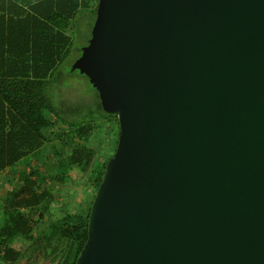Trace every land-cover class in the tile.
<instances>
[{
  "label": "water",
  "instance_id": "water-1",
  "mask_svg": "<svg viewBox=\"0 0 264 264\" xmlns=\"http://www.w3.org/2000/svg\"><path fill=\"white\" fill-rule=\"evenodd\" d=\"M74 70L119 125L76 264H264V0H98Z\"/></svg>",
  "mask_w": 264,
  "mask_h": 264
},
{
  "label": "trees",
  "instance_id": "trees-1",
  "mask_svg": "<svg viewBox=\"0 0 264 264\" xmlns=\"http://www.w3.org/2000/svg\"><path fill=\"white\" fill-rule=\"evenodd\" d=\"M97 3L0 0V175L13 169L19 177L18 187L0 198V264H76L87 241L93 199L86 211L76 213L63 204L62 215L54 217L52 206L58 193L51 185L63 187L71 170L77 168L88 173L95 195L106 163L115 152L119 125L106 151L103 145L97 148L83 143L97 125L66 120L48 89L71 56V30L78 14L93 12L96 18ZM106 113L117 119L116 114ZM74 140L79 142L67 148L66 142ZM56 142L60 145L53 148L61 159L39 163L46 146ZM18 165L25 170H16ZM44 170L47 174L41 176ZM47 224L46 231L33 233L37 226Z\"/></svg>",
  "mask_w": 264,
  "mask_h": 264
},
{
  "label": "rangeland",
  "instance_id": "rangeland-1",
  "mask_svg": "<svg viewBox=\"0 0 264 264\" xmlns=\"http://www.w3.org/2000/svg\"><path fill=\"white\" fill-rule=\"evenodd\" d=\"M94 20L95 15L93 12L81 11L78 14L74 28L71 30V34L74 37L71 56L54 77L48 89V95L56 109L66 120L95 123L97 128L93 135L87 141L82 142L94 145L97 148L103 145L102 149L106 151L108 141L113 139L114 133L118 131V121L116 118H108V114L102 108V102L97 91L93 89L88 79L75 70L72 71L74 62L81 55L82 48L87 44ZM69 142H66L67 148L79 141H71V144ZM54 145H60V142L47 145L45 151L40 156L39 163H43L48 159L49 162H57V159H61V156L57 154V149L53 148ZM65 153L68 154L70 152L66 150ZM36 167L41 168V165L37 164ZM25 168L23 165H18L16 170L22 171ZM31 170L32 167L27 171L31 172ZM43 172V174H40L41 176L47 174L46 170ZM2 177V181L4 183L7 182L11 186H15L19 182L18 173H14L13 169L4 172ZM51 187L58 193L56 203L52 206L53 213L56 216L62 215L63 204H65L71 213L81 210L86 211V207L94 195V185L89 180L88 173L82 172L77 168L71 170L66 185L58 187L56 184H52ZM7 189L9 188L5 189L3 187V191Z\"/></svg>",
  "mask_w": 264,
  "mask_h": 264
},
{
  "label": "crops",
  "instance_id": "crops-1",
  "mask_svg": "<svg viewBox=\"0 0 264 264\" xmlns=\"http://www.w3.org/2000/svg\"><path fill=\"white\" fill-rule=\"evenodd\" d=\"M3 174H4V173H3ZM3 174L0 175V198L4 197L5 194H6V192H7L8 190H12L13 188H17L18 185H19V182H18L17 184H15V186H11V185L8 184L7 182L4 183V182L2 181V179H1V178H3V177H2ZM3 187H5V189H6V188H9V189L3 191ZM1 191H2V192H1ZM55 203H56V201H55ZM52 214L54 215L53 210H52ZM54 216H55V217H60V215H59V216L54 215ZM49 224H50V223H49ZM49 224H47V225H39V226H37V227L35 228V230H34L33 233H36L37 231H41V230L46 231V230L48 229V227H49Z\"/></svg>",
  "mask_w": 264,
  "mask_h": 264
}]
</instances>
